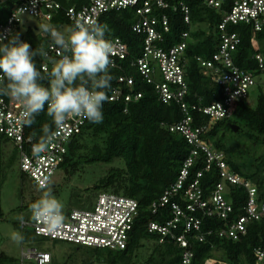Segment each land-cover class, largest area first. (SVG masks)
Returning <instances> with one entry per match:
<instances>
[{
  "label": "built area",
  "instance_id": "obj_1",
  "mask_svg": "<svg viewBox=\"0 0 264 264\" xmlns=\"http://www.w3.org/2000/svg\"><path fill=\"white\" fill-rule=\"evenodd\" d=\"M225 0H204L207 7L216 10L223 9ZM63 6L60 0H0V36L11 38L21 31L26 17L37 21L49 22L54 14ZM130 8L135 11L136 19L132 22V31L143 34V50L138 56L130 59V65L140 72L146 82L153 85L158 98L165 101H175L183 117L170 126L171 131H178L184 135L190 146L188 157L185 159L179 174L174 182L166 187L162 194L154 199L151 212L156 213L163 207H169L171 216L159 222L148 221L147 228L155 232L159 242L165 239L174 240L182 248L181 263L192 264L193 252L190 249L188 234L192 233L200 240L205 238L201 232L202 220L205 217L218 218L223 221L220 228H210L207 232L214 231L219 236L237 239L247 231V224L252 220L264 218V201L258 198V189L255 183L237 172L225 158L223 149H215L208 143L203 135L215 121L230 116L232 104L249 95L251 87L262 85L264 90V53L259 40L251 36V42L256 50L253 58L257 60L260 74L240 68L234 63L232 52L240 42L237 32L227 31V24H249L252 29L259 31L264 25V0H232L218 24L219 42L217 50L210 56H196L204 75L221 87L222 99L210 104H201L189 101L187 98L189 87L185 76L187 40L189 30H184L179 35V41L164 47V34L170 30L168 12H179L184 23L191 24V9L184 1L171 3L167 0H88L80 5L65 7L64 13L71 25L80 19L97 20L100 15L108 10ZM23 9L21 12L19 10ZM63 30L69 26H62ZM7 40V39H5ZM4 40V41H5ZM113 45L110 68H121V61L128 57L127 44L114 37L109 39ZM49 55L59 58L58 49L53 48L51 42L47 50ZM48 60L43 61L41 68H51ZM119 82L131 88L134 77L121 74ZM123 97L125 110L127 102L141 97V92L124 91L123 86H114L109 94V100ZM22 110L20 104L9 97L0 96V133L8 136L18 152L20 172L29 177L33 186L41 190V183L54 181V174L61 169V162L67 152V144L73 134L81 130L85 119L79 117L69 118L63 128L59 129L58 138L41 153L39 157L32 153V145L36 142L26 136L25 126L18 122V114ZM192 110H197L207 115L208 120L203 125L193 124ZM202 157L204 169L216 167L219 180L209 189L203 190L199 178L203 170H197L188 180L190 167L197 159ZM188 180V181H187ZM228 184L243 188L245 201L241 213L234 212L233 205L228 198ZM139 201L124 194L102 191L90 207L71 208L64 212L62 225L55 231L28 217L20 220V230L31 229L35 235L67 241L75 245L110 248L122 250L128 246L130 233L139 218ZM168 205V206H167ZM183 224L181 231L178 227ZM254 254L257 262L264 264V246L255 248ZM21 263L32 261L33 264H48L52 261L49 251L37 247L21 248ZM212 261L219 264L221 261L207 259L205 264Z\"/></svg>",
  "mask_w": 264,
  "mask_h": 264
},
{
  "label": "trees",
  "instance_id": "obj_2",
  "mask_svg": "<svg viewBox=\"0 0 264 264\" xmlns=\"http://www.w3.org/2000/svg\"><path fill=\"white\" fill-rule=\"evenodd\" d=\"M167 1L174 3L180 0ZM181 1L190 6L191 24L184 23L179 12L167 10L170 30L164 34L161 43L165 48L177 43L180 33L189 30L184 68L189 91L185 99L204 105L210 104L222 99L221 87L211 79V76L202 73L196 56L210 57L217 50L220 33L218 24L222 20L223 9H228L232 0H225L223 9L220 10L207 7L203 3L204 0ZM60 2L63 8L59 9L49 22L36 20L40 22L39 25L51 23L63 31L62 26H71L63 9L70 5L80 6L88 0H60ZM135 19V11L124 8L108 10L102 13L97 21L108 26L107 39L120 37L129 48V55L121 61V68H110L113 80L108 96L114 86L121 85L124 91L141 92V97L127 102V110H125L126 104L123 97L109 100L102 109L104 113L102 123L96 124L85 119L81 130L73 134L67 144L61 169L63 168L67 175L73 173L83 163L111 162L114 159L124 161L123 166L110 168L107 174L94 183L93 187L95 191L124 194L137 199L140 204L139 218L133 226L125 249L90 247L94 257L101 259L104 264H180L182 248L178 243L169 239L159 242L158 235L149 231L147 224L148 221L161 222L171 216L169 207H163L156 213H152L150 204L174 182L188 157L190 146L182 133L168 128L183 117L178 104L173 100L167 103L160 100L153 85L146 82L140 72L130 65V59L140 55L143 50L144 35L132 31L131 28ZM39 25H27L24 30L21 29L14 36L18 35L21 41L29 43L33 50L40 45H44L47 50L51 40L48 35L39 31ZM226 30L237 32L240 37L239 44L232 52L234 63L240 68L260 74L258 62L253 58L256 48L251 42V36L254 35L259 40L264 53V25L255 33L251 25L241 23L227 24ZM7 42L8 40L4 41V43ZM43 61L44 59L40 57L35 58L37 69L42 74L45 72L41 68ZM121 74L134 77L131 88L119 82L118 77ZM42 83L47 85L46 80ZM258 86L259 93L254 106L249 105L247 97L235 101L231 106L230 116L215 121L207 128L203 138L215 149L224 150L226 161L237 172L255 183L258 198L264 201V152L258 156L259 161L256 163L253 159L237 157L234 146L228 147L225 144V138L230 132L238 135L236 142L239 141V136H243L258 144H264V90L261 84ZM192 117L195 126L203 125L208 120L207 115L197 110H192ZM45 123L52 124L46 109L36 117V123L32 127L25 126L24 133L36 142ZM232 124L238 127L236 131L232 129ZM0 140L9 141L10 138L0 133ZM14 149L16 150L15 146ZM1 155L3 156V152ZM197 170H203L199 178L203 190L207 191L219 180L215 166L204 169L202 157H197L191 165L188 180ZM25 176L21 174L22 179ZM227 186L228 198L234 212L241 213L246 196L245 191L231 184ZM55 187L56 185L50 186L52 193L57 191ZM100 192L102 191L98 193ZM37 199L39 198L35 197L30 203ZM222 225L221 219L205 217L201 225V232L205 233V238L200 240L192 233L188 234L190 249L193 252L192 264H205L207 259L219 260L221 261L219 264H260L253 250L264 246V218L250 221L247 224L246 233L237 239L219 236L215 231L210 234L207 232L210 228L216 230ZM182 227L183 224H180L177 231H181ZM25 230L28 231V229ZM25 230L20 231L24 233ZM145 241H152L150 252L145 261L136 263L134 259L137 253L135 252L145 246ZM210 263L214 264L212 261Z\"/></svg>",
  "mask_w": 264,
  "mask_h": 264
},
{
  "label": "clouds",
  "instance_id": "obj_3",
  "mask_svg": "<svg viewBox=\"0 0 264 264\" xmlns=\"http://www.w3.org/2000/svg\"><path fill=\"white\" fill-rule=\"evenodd\" d=\"M38 28L50 37L59 58L51 57L44 45L33 50L18 35L0 36V96L20 104L18 122L23 126L32 127L45 109L52 120L51 125L42 126L41 135L32 145V153L37 157L58 138L59 129L69 118L79 117L96 124L103 122L102 109L109 101L107 93L113 80L110 73L113 45L106 38V24L80 19L63 31L51 23H41ZM36 57L48 60L51 69H45L42 74L37 69ZM45 80L46 86L42 83ZM50 183L47 179L41 183L42 195L30 205V213L34 222L55 231L63 223L64 205L53 195ZM11 239L20 244L24 237L14 232Z\"/></svg>",
  "mask_w": 264,
  "mask_h": 264
},
{
  "label": "rangeland",
  "instance_id": "obj_4",
  "mask_svg": "<svg viewBox=\"0 0 264 264\" xmlns=\"http://www.w3.org/2000/svg\"><path fill=\"white\" fill-rule=\"evenodd\" d=\"M24 21L22 30L27 25L37 26L40 23L32 17H26ZM258 93L259 86L250 88L247 97L249 105L256 104ZM237 136L230 132L225 138L226 146H234L237 157L240 156L241 159L246 160L253 159L257 163L258 156L264 152V144H258L243 136H239V141L236 142ZM18 162V152L14 149L13 142L0 140V264H20L21 248L29 246L49 251L52 261L48 264H104L101 259L91 254L92 248L90 247H77L67 241L35 235L31 229L21 233L18 227L20 222L18 218L23 216L31 219L30 205L32 203L30 202L35 197L40 198L42 191L33 186L29 177L21 178L22 173ZM123 165L122 159H114L111 162L83 163L73 173L67 175L63 168L59 169L54 174L52 185L53 187L56 185L57 191L53 192V195L63 203V211L71 208L90 207L93 205L97 193L103 191H95L94 183L107 174L110 168ZM14 232L23 235L22 243L17 244L11 239ZM151 245L152 241H145V246L135 252L137 253L134 259L136 263L145 261ZM26 262L25 264H33L30 260Z\"/></svg>",
  "mask_w": 264,
  "mask_h": 264
},
{
  "label": "water",
  "instance_id": "obj_5",
  "mask_svg": "<svg viewBox=\"0 0 264 264\" xmlns=\"http://www.w3.org/2000/svg\"><path fill=\"white\" fill-rule=\"evenodd\" d=\"M231 127H232V129L235 130V131H236L237 128H238V127H237L236 125H234V124H232Z\"/></svg>",
  "mask_w": 264,
  "mask_h": 264
},
{
  "label": "bare ground",
  "instance_id": "obj_6",
  "mask_svg": "<svg viewBox=\"0 0 264 264\" xmlns=\"http://www.w3.org/2000/svg\"><path fill=\"white\" fill-rule=\"evenodd\" d=\"M207 264H212V263H210V261H209Z\"/></svg>",
  "mask_w": 264,
  "mask_h": 264
}]
</instances>
